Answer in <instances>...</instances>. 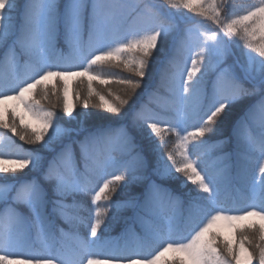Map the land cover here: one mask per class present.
Wrapping results in <instances>:
<instances>
[{"label":"snow or ice","instance_id":"obj_1","mask_svg":"<svg viewBox=\"0 0 264 264\" xmlns=\"http://www.w3.org/2000/svg\"><path fill=\"white\" fill-rule=\"evenodd\" d=\"M229 7L0 0V264H264V0ZM166 44L191 65L147 91Z\"/></svg>","mask_w":264,"mask_h":264},{"label":"trees","instance_id":"obj_2","mask_svg":"<svg viewBox=\"0 0 264 264\" xmlns=\"http://www.w3.org/2000/svg\"><path fill=\"white\" fill-rule=\"evenodd\" d=\"M22 2V0H21ZM152 2V1H150ZM155 3V2H153ZM167 6H165L166 8ZM168 11H171L173 13H175L177 10L174 9H167ZM177 13H181L180 11H177ZM176 39H179V34L176 35ZM3 49H0V54H2ZM167 53V54H165ZM172 56L171 53V49L168 47V45H165V52H161L160 54L157 55L156 57V62L153 64L150 74L148 76L145 77V82L149 85L147 91H152L153 88L156 86V84L160 81L161 78V73L164 72L166 74H171L175 71H177L179 68H183L184 67V59L183 56L177 57V67H173L172 64L168 63L169 58ZM98 71H103L105 73L107 72H112L117 74L118 76H128L130 75L126 70L121 69H117L114 67H106L103 69H97ZM106 79H114V77H105ZM96 84V86L98 88H100L102 91H107L108 90V85H100L98 81L94 82ZM77 90L85 92L86 94V83L84 85H76ZM110 88L113 92H117L120 90V86L117 85L116 83H111ZM168 98H169V94L167 92V90L165 88H160L158 94L156 97L153 98V103L151 104V107L156 108V106L165 104L168 102ZM144 100H147V96L144 95L143 96ZM77 111H84V109L82 107L77 108ZM91 111L96 112L99 111L98 109H91ZM157 111H162L161 109H157ZM57 112H60V109H57ZM62 114V113H61ZM162 115H167L162 113ZM189 130H192L191 128ZM9 135H11L9 133ZM13 139H16L15 137H13ZM172 142H174L175 137H171ZM16 142L18 144H21L22 142H20L19 140H16ZM25 148L29 147L28 145H23ZM169 147H172V143H169ZM181 179H183V177H181ZM103 181H100V183H102ZM194 186L191 185L190 183L187 184V189H193ZM186 189V190H187ZM178 195H182L181 193H177ZM223 197L225 199V203L227 206L231 207L232 209H234L236 212H238L239 210L244 209L245 207L248 206V204L250 203V200L247 198V195L244 193H240L238 194L235 191V186H233L231 189L226 190L223 193ZM113 199H122L119 196H114ZM87 205L90 207L91 203H90V198H85ZM85 215H87V213H85ZM120 215H128L127 212H121ZM61 227H64L65 230L67 231V226L64 225L61 222ZM124 230V226L122 223H115L112 225L111 231L108 235H110L113 239L120 237L121 233ZM72 241L71 239L68 240V244L71 245ZM152 251L151 248H144L142 250V254H149Z\"/></svg>","mask_w":264,"mask_h":264},{"label":"rangeland","instance_id":"obj_3","mask_svg":"<svg viewBox=\"0 0 264 264\" xmlns=\"http://www.w3.org/2000/svg\"><path fill=\"white\" fill-rule=\"evenodd\" d=\"M150 1L155 2V3L157 2V0H150ZM228 2L231 5V7H229V9H228V13H229V15H231L234 12L239 11L241 8H244V7H247L253 3H256L257 0H228ZM179 11L181 13H177V11L174 13L176 18L179 20L180 17H184L185 21H186V22H184V21L180 22V28L181 29H184L185 27L191 26L192 24H199L202 29L211 27V25L207 24V22L202 21L201 18L196 17L195 15H193L191 13H187L183 9H181ZM168 12L173 13L171 11H168ZM177 34H179V33H177ZM183 65H184L183 68L190 66L191 65V59H188L186 63L184 61ZM184 74L186 75V72ZM223 232H224V235H228L227 229H224Z\"/></svg>","mask_w":264,"mask_h":264}]
</instances>
